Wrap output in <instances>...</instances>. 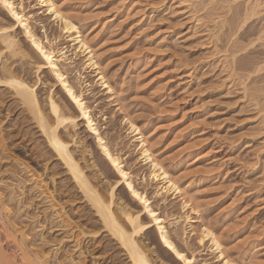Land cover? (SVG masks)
Here are the masks:
<instances>
[{"label": "rangeland", "instance_id": "1", "mask_svg": "<svg viewBox=\"0 0 264 264\" xmlns=\"http://www.w3.org/2000/svg\"><path fill=\"white\" fill-rule=\"evenodd\" d=\"M55 1L93 48L98 69L86 68L82 52L40 0L15 3L44 42L66 53L68 60L62 63L70 80L83 91L101 133L135 184L166 219L176 244L194 257L195 264H228L226 259L232 264H264V0ZM257 2L260 8H254ZM0 21L8 22L2 7ZM18 35L29 56L20 63L23 75L35 84L39 78L32 64L35 56L23 34ZM99 69L114 93L101 85ZM45 72L37 86L43 103L50 92L61 96L60 87ZM130 123L142 132L151 155L178 182L182 194H166L163 185L153 180V166L141 160L137 132ZM79 125L72 149L79 159L90 152L85 157L95 167L86 172L107 198L119 178L86 124ZM6 132L13 138H5ZM0 145L5 169L18 170L28 187L36 183L43 187L47 195L36 202L40 211H48L50 222L71 221L76 238L74 243L68 241L67 249L76 263L93 264L96 258L101 264H131L103 232L64 166L54 157L50 162L39 158L40 151L49 148L22 108L11 112L0 104ZM80 163L85 167L84 160ZM28 171L39 178L30 180ZM55 187L63 194L58 201L51 198ZM123 188L116 189V202L141 210ZM0 194V229L15 228L19 238L26 229L31 249L56 255L58 243L45 239L48 231L33 221L35 209L25 205L26 197L14 181L0 178ZM204 228L217 235L223 256L210 240L201 243ZM143 241L158 264H182L160 250L155 229ZM10 243L6 247L17 254ZM88 247L96 249L94 255H84ZM61 253L58 260L53 255L52 264H71Z\"/></svg>", "mask_w": 264, "mask_h": 264}, {"label": "bare ground", "instance_id": "2", "mask_svg": "<svg viewBox=\"0 0 264 264\" xmlns=\"http://www.w3.org/2000/svg\"><path fill=\"white\" fill-rule=\"evenodd\" d=\"M7 3L12 5L11 10L5 8L3 0H0V7L6 11L8 17V22L0 21V88L2 89V94L0 93V104H5L6 108L8 107V110L11 112L20 107L23 109L24 113L29 115L31 121L35 124L49 148L47 152L41 150L39 158H42L43 161L50 162V160L54 157L64 166L73 183H75L77 190L80 191L82 197L87 200L88 204L91 206L96 217L99 218L103 232L108 233L112 240L119 245V247L125 252L131 264H158L154 260V252L149 250V246L143 241V238L148 236L153 229H155L158 233V245L160 250L162 249L163 253L169 255L174 263L195 264L194 257H191L182 247L176 244L172 232L166 224V219H164L159 210L154 207L152 198H149L147 193L141 191L135 184L131 173H129V171L124 167L121 157L112 150L107 139L101 133L93 116L92 109L86 102L83 91L70 80L68 71L64 67L65 64L62 63L68 60L65 56L66 53L54 50L51 42H44V40L34 31L30 17L18 8L15 0H7ZM40 4L42 7L46 8V11L54 18L56 23L63 26L65 33H67L71 38V41L74 42L73 47L76 46L75 49L82 52L81 55L85 58L86 68L98 69L93 48H91L90 45L82 38V35L77 30L73 20L64 14L61 6L59 7L55 0H40ZM260 6V2H257L254 8H260ZM13 12L16 13V16H18L19 19L12 15ZM19 31L28 42L30 52L35 56V61H32V64L35 66L38 74L37 76L39 77L37 83L35 84L30 83L23 75V72L25 71H22L24 64L20 63L23 60L27 61L29 56L21 46L22 43L18 39ZM16 64L19 65L16 66ZM45 70L51 74V78L55 82V84L53 83L54 86L58 85L60 87L61 96L57 97L55 92H50L47 94L46 99L43 100L44 104L38 95L37 86L39 83H42L40 75L42 73H46ZM98 75L100 77L101 85L105 86L109 92L114 93L100 69ZM79 76H81V74ZM11 97L14 98L13 107L12 105H9V102L12 100ZM80 122L86 124L88 133L94 136L107 164L115 170V174L117 175V178H119V180L117 179L115 183L111 182L112 185L109 188L110 194H108L110 196L107 198L99 192L96 185L92 182L93 177H91V179L86 172V169L88 170L95 167L94 162L92 165H89V161L87 157H85V153L90 156V152H84L82 158L79 159L80 157L78 158L77 153L72 149L71 143L73 142V145H75L78 141H76V131L80 126ZM130 125L131 128L137 132L136 141L140 145L139 151L142 156L141 160L144 162H150L153 166V180L158 181L163 185L162 190L164 189V193L166 194H182V190L178 182L173 179V177L151 155V149L142 132L139 131L132 123H130ZM71 130L75 132L73 133L72 131L71 134ZM5 138L12 139L13 133L6 132ZM81 160L85 161V167H83L84 165H81ZM1 161H3L2 156L0 157V162ZM2 163H0L1 180L7 179L9 181H14L16 186L22 192V195L26 197L24 202L25 205L30 209H35L33 210L35 212L36 210H39V204L36 201L38 199L42 200V198L45 199L44 196L47 195L44 194V190H42L43 187L37 183L28 187L24 177H22L23 175H20V173L17 172L18 170L16 171L13 168L5 169V165ZM44 171L45 173L46 171H49L47 164H45ZM32 172L33 171L27 172L31 174L29 175L31 178H29L30 180H33L37 176H35V173ZM121 185L124 186L123 189L125 191H123L127 194L129 200L137 202L142 208L141 210L136 211L133 210V208L131 209L127 207L124 203L119 204L116 202V189ZM54 189L55 190L51 192L52 197H50L53 201H58L57 197L62 198L63 194L59 193L56 187ZM31 193L32 195H30ZM159 195L161 196V194ZM188 205L189 204L186 201L184 206L188 207ZM6 206L7 205L3 207ZM35 212L31 213L33 214V221L34 219L37 220L36 223H41L43 231H48V236H46L45 239L48 241L51 240V243H58V246H56L57 249H54L56 251V255L49 252L47 253V250L45 251L39 249L40 251H36L37 249H31L33 248L31 247L33 244L31 242L32 240L29 241L28 236L30 235L27 234V231H25L26 229L21 232V238H19L16 235L17 232H13L17 229L15 230L14 228L13 231H10L9 229L6 230L8 227H2L3 229H0V264H19V262H24L25 264H52L53 255L55 256V260H58L57 256L60 251L64 252L61 253L65 255L64 259L69 260L71 264H78L75 262L74 256H72L73 254H70L71 250L69 252L67 249L68 241L74 243L76 238L73 233L74 231L70 230L71 221L68 220L67 224H55L56 222H50L51 219L49 220L50 215L47 210H39L38 212ZM40 219H45L43 224ZM47 221L49 223H47ZM85 229L86 228H84V230ZM55 233H61L62 237L56 238L54 236ZM81 233L82 235L87 234L85 231H81ZM9 240L15 245L17 249L16 251H18L19 254L13 253V251L6 247V242ZM206 240H210L216 250L223 256L222 244L217 235L209 228H204L202 231L201 243ZM77 242H79L78 238L76 243ZM93 252H96V249L88 247L84 255L90 254L92 256L94 255ZM180 257H183V259ZM95 259L93 264H101L100 260ZM226 262L228 264H232L227 259Z\"/></svg>", "mask_w": 264, "mask_h": 264}, {"label": "snow or ice", "instance_id": "3", "mask_svg": "<svg viewBox=\"0 0 264 264\" xmlns=\"http://www.w3.org/2000/svg\"><path fill=\"white\" fill-rule=\"evenodd\" d=\"M3 3H4V7L11 10L12 9V5L10 3H7V0H3ZM13 16H16V13L13 12L12 13ZM17 19H19L18 16H16ZM181 259H183V257H180Z\"/></svg>", "mask_w": 264, "mask_h": 264}]
</instances>
